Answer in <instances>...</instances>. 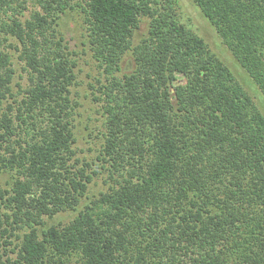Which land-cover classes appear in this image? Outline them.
<instances>
[{"label":"trees","instance_id":"trees-1","mask_svg":"<svg viewBox=\"0 0 264 264\" xmlns=\"http://www.w3.org/2000/svg\"><path fill=\"white\" fill-rule=\"evenodd\" d=\"M193 2L264 97V0ZM175 7L81 6L104 75L107 184L81 204L97 172L72 147L75 61L56 28L72 0H0V264H264V115ZM9 37L27 77L17 91Z\"/></svg>","mask_w":264,"mask_h":264},{"label":"rangeland","instance_id":"rangeland-1","mask_svg":"<svg viewBox=\"0 0 264 264\" xmlns=\"http://www.w3.org/2000/svg\"><path fill=\"white\" fill-rule=\"evenodd\" d=\"M84 1L72 0V8L61 15L56 27L58 34L64 38L71 57L75 61L74 72L76 78L75 83L70 87L71 98L75 102L72 114L73 134L75 138L72 144L75 153L74 158L78 159L80 163H89L90 168L88 172L92 170L97 172L93 176V180L88 184V198H83L81 204L88 202L89 199L95 198L99 191L107 188V184L105 183L106 171L101 169L100 164H102V161L97 159V156L99 157L100 155L102 142L103 118L101 115L100 101L96 98L98 93L95 92V88L98 85L97 81H102L104 75H102L101 69L93 59L87 43L85 23L81 11V6L84 4ZM175 8L179 19L203 37L210 50L227 64L239 82L253 97L264 115L263 95L246 71L234 59L229 49L216 33L214 27L203 16L193 0H176ZM28 12L26 11V16H28ZM147 23L148 20L142 18L133 36L134 44L138 43L147 34ZM14 45L19 46L17 40L13 37H9L6 41L2 42V46L11 54L13 68L15 70L13 89L17 91V84L19 83L25 86L27 77L25 71L22 69L23 63L17 57L19 51L15 50ZM182 81L183 79L178 76L177 83L181 84ZM9 179L7 173H1L0 187H6ZM75 214L76 212L70 210L60 212L52 218L46 217L45 221L48 225L59 221L67 222Z\"/></svg>","mask_w":264,"mask_h":264}]
</instances>
